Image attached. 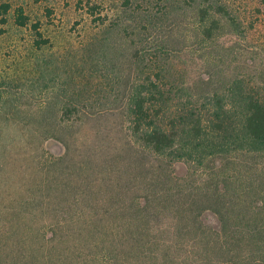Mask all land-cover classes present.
<instances>
[{"label": "trees", "instance_id": "trees-1", "mask_svg": "<svg viewBox=\"0 0 264 264\" xmlns=\"http://www.w3.org/2000/svg\"><path fill=\"white\" fill-rule=\"evenodd\" d=\"M208 1L196 7L206 57L228 24ZM8 11L0 6V15ZM30 21L19 10L16 25ZM33 30L37 49L50 43L39 22ZM127 33L114 34L125 41L122 57L133 44ZM167 51L131 54L136 68L121 105L83 108L88 100L79 98L59 110L51 136L65 151L51 162L49 202L13 214L19 221L0 238V264H264V82L173 81ZM106 115L128 125L79 145L67 136L73 117L83 128ZM113 131L122 144L105 148Z\"/></svg>", "mask_w": 264, "mask_h": 264}, {"label": "rangeland", "instance_id": "rangeland-1", "mask_svg": "<svg viewBox=\"0 0 264 264\" xmlns=\"http://www.w3.org/2000/svg\"><path fill=\"white\" fill-rule=\"evenodd\" d=\"M201 1L0 0V6L9 5V11L0 15V238L11 227L10 221H19L14 213L22 215L24 208L41 209L49 202L46 184L53 174L51 162L65 151L51 136L60 120L59 110L79 98L88 100L83 108L121 105L120 95L134 78L136 66L130 59L135 51L148 58L169 50L168 73L173 81L214 75L219 85L231 76L264 82V0H209L211 14L221 12L228 24L207 57L210 48L197 38L196 7ZM19 10L30 18L29 26L16 25ZM37 22L50 40L42 49L34 46ZM118 30H126L129 44L133 42L126 46L125 57L119 51L125 41L114 35ZM233 45L234 54H225ZM83 121L73 117L67 123L71 128L66 134L77 145L98 131L103 136L113 126L128 125V119L108 115L80 128ZM122 141V135L113 131L100 143L108 148ZM27 202H33L32 207H26ZM46 218L43 215L36 226L41 227ZM206 218L214 222L212 216Z\"/></svg>", "mask_w": 264, "mask_h": 264}]
</instances>
